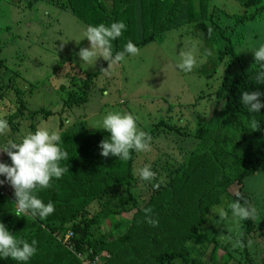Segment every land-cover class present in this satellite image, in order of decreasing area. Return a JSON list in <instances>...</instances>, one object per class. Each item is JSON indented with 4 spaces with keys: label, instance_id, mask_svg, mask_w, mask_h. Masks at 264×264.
<instances>
[{
    "label": "trees",
    "instance_id": "trees-1",
    "mask_svg": "<svg viewBox=\"0 0 264 264\" xmlns=\"http://www.w3.org/2000/svg\"><path fill=\"white\" fill-rule=\"evenodd\" d=\"M46 1L87 25L123 21L126 30L113 42L114 51L122 50L128 40L139 48L165 32L189 26L191 34L210 47L207 54L213 52L209 58L212 73L208 74L212 85L217 67L228 59L227 71L220 76L214 93L200 92L196 100L214 97V106H221L227 129L235 135L237 144L229 139L236 151L232 146L208 145L205 139L214 124L199 117L193 137L197 145L189 153L179 149L176 156L162 157L164 164L151 168L153 179L143 181L134 166V158L141 152H132L127 161L103 157L99 143L106 132L87 130L82 124L70 125L60 132L61 147L69 154L67 171L61 178H54L48 188L34 190L45 203L53 202L55 210L51 215L42 219L20 213L13 204V189L8 196L9 184L0 183V222L16 238L37 241V252L27 264H232L236 263V254L243 264H256L261 250L257 240H264V222L258 225L255 218L244 221L245 241L250 239L253 245L232 250L223 241L227 229L214 223L218 217L210 208L220 204L221 198L231 201L237 192L255 206V198L244 189V181L257 172L264 175V107L255 114L257 129L248 130L244 127L249 114L240 103L242 91L264 92V85L251 78L255 65L247 71H231L236 64L244 65L248 53H238L239 48L256 38L255 27L247 23L264 20V0H238L243 13L221 21L216 19L224 11L212 0ZM215 37L222 41V48L213 40ZM2 63L1 60L0 106L10 95L15 97L11 113L4 118L13 130H19L21 120L29 119V129L34 131L36 122L52 112L28 110L25 94L32 92L17 89L11 71ZM95 77H85L82 85L73 83L63 106L83 105L92 84L89 82ZM167 109L172 111L174 106ZM159 119L147 131L152 138L150 147L162 134L169 145L166 150L176 141L182 148L178 138L186 142L189 133L185 124L181 126L180 120L173 121L170 116ZM153 183L159 187L153 189ZM236 185L237 192L231 193ZM95 205V212L90 214L89 208ZM146 209L150 211L146 213ZM146 215L155 218L157 224L146 223ZM103 225L106 228L102 231ZM219 250L222 254L218 257ZM0 264L18 262L4 258Z\"/></svg>",
    "mask_w": 264,
    "mask_h": 264
},
{
    "label": "rangeland",
    "instance_id": "rangeland-1",
    "mask_svg": "<svg viewBox=\"0 0 264 264\" xmlns=\"http://www.w3.org/2000/svg\"><path fill=\"white\" fill-rule=\"evenodd\" d=\"M212 4L224 11L218 14L217 21L224 20L229 15L243 13L238 0H212ZM108 5L110 2L105 4L107 9ZM247 24H253L256 29L254 34L256 38L249 43L264 38V22L255 21ZM86 26V23L78 20L70 12L61 11L46 0H0V62L2 60L3 66L11 71L10 76L12 79L15 78L17 89L22 91L30 89L32 92L25 94L28 110L33 112L46 109L52 112L45 120H38L35 129L47 126L60 133L72 124H82L87 130H99L95 129V121L106 110L131 112L137 118L138 127L146 132L161 120L160 117L170 116L173 121L180 120L181 126L185 124L189 134L185 143H182V137L178 138L183 145L182 148L178 147L179 142L176 141L166 150L169 147L168 142L160 134L155 146L134 158L137 172L143 166L154 168V164H164L162 157L176 156L180 150L189 153L197 145V140L193 137L199 117L204 118L206 122L212 120L214 124L211 133L205 139L208 145L214 143L215 146L222 148L232 146L236 151L235 144L230 143L232 141L237 144L236 137L227 129L229 127L221 106H214V97L207 96L200 101L196 100L200 92L208 95L214 93L219 85L220 76L227 71L228 59L217 67L212 85L208 74L212 73L210 70L213 64L209 63V58L213 56V52L209 51L207 54L210 47L203 44L198 36H193L189 26L165 32L160 38L139 47L135 56H127L124 61L115 65L109 64L110 75H105L101 70L107 68V62L102 58H98L90 67L79 60L77 55L79 49L89 46L87 39H83L82 36ZM213 40L222 48V41L219 42L217 37ZM190 47L196 49L194 52L196 64L192 70L189 72L174 70L172 66L180 61L182 54L190 50ZM247 53L243 59L244 65L241 67L238 64L234 65L232 72L242 69L247 71L254 67L252 53L250 51ZM92 75L97 77L89 82L92 84L87 89L85 103L70 108L64 107L68 91L73 90L72 84L82 85L84 78ZM6 80L7 78L3 83ZM14 99L12 94L2 103L0 116L6 117L11 113V102ZM167 106H174V109L170 111ZM29 124L27 119L21 120L19 130L8 127L7 131L0 135V143L18 140L31 131ZM3 155V161L10 164V158L5 153ZM244 189L255 198V206L260 216L255 220L258 225L262 224L263 173L257 172L253 177L246 178ZM237 190L238 186H233L231 193H236ZM95 208L96 205L93 209L89 208L90 214L95 212ZM223 227L228 230L229 225L225 224ZM105 228L103 225L101 230ZM263 241L257 240L261 250L256 264H264ZM221 254L222 250H219L217 256ZM262 259L263 263L260 262ZM235 260L236 263L232 264H243L237 254Z\"/></svg>",
    "mask_w": 264,
    "mask_h": 264
},
{
    "label": "clouds",
    "instance_id": "clouds-1",
    "mask_svg": "<svg viewBox=\"0 0 264 264\" xmlns=\"http://www.w3.org/2000/svg\"><path fill=\"white\" fill-rule=\"evenodd\" d=\"M261 22H264L262 20ZM126 30L123 21H113L108 24H88L83 33V39H87L89 46L80 48L77 55L80 61L92 66L98 58L107 62V68L101 69L105 75H110L108 65L118 64L125 60L126 56H135L138 48L128 40L122 50L114 51L113 42L121 37ZM196 49L190 47L185 51L178 63L172 67L174 70L189 72L196 64ZM250 51L254 58L255 69L252 72V79L256 84L264 85V38L256 40L254 43H246L240 46L239 52ZM264 92L242 91L240 93V103L249 114L245 121L248 130H256L258 120L256 113L264 107ZM9 127L8 120L0 116V135H3ZM95 129L103 130L107 136L99 143L100 155L103 157H116L117 160L127 161L131 158L132 152H144L151 146V136L146 131L140 129L137 118L131 112L120 110H106L95 121ZM264 132V129H261ZM61 134L51 130L47 126H41L34 131H29L18 140H7L0 143V176L7 182L6 194L10 196L13 189L14 205L20 213H25L30 217L39 216L46 218L54 212L52 201L45 203L34 194L37 188H48L50 182L55 178H61L67 171L66 161L68 152L61 147ZM5 153L11 163H4ZM62 164L64 166H62ZM138 177L143 181L152 180L155 173L150 166H143L138 169ZM153 189L159 187L157 183L152 184ZM234 199L227 201L221 198V203L211 211L218 217L215 224L229 225L228 230L223 234V239L230 249H243L252 247L253 241H245L243 222L249 221L258 216V209L243 198L239 192ZM146 213L149 209L145 210ZM145 222L155 226L157 220L145 216ZM189 243H191L189 241ZM37 241L31 242L16 238L11 234L3 222H0V259L9 258L17 261L18 264L27 262L37 252Z\"/></svg>",
    "mask_w": 264,
    "mask_h": 264
}]
</instances>
